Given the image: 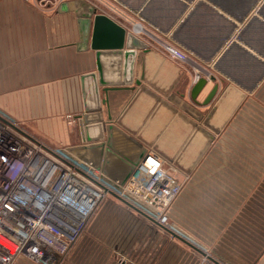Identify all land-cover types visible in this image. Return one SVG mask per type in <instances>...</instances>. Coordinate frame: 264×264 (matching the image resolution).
<instances>
[{
  "label": "crops",
  "instance_id": "1",
  "mask_svg": "<svg viewBox=\"0 0 264 264\" xmlns=\"http://www.w3.org/2000/svg\"><path fill=\"white\" fill-rule=\"evenodd\" d=\"M66 1L0 0V110L56 147L80 143L81 76L97 73L91 26L87 47L78 49L77 17L56 11ZM85 1L129 30L131 22L114 12L120 7L189 57L177 62L155 49L143 60L147 82L166 91L179 78L170 62L184 72L173 92L190 103L195 77L212 75L219 84L213 102L194 105L204 115L229 84L245 97L190 173L176 169L188 181L170 215L175 233L108 198L63 264H264V0ZM109 99L113 109L121 95Z\"/></svg>",
  "mask_w": 264,
  "mask_h": 264
},
{
  "label": "water",
  "instance_id": "2",
  "mask_svg": "<svg viewBox=\"0 0 264 264\" xmlns=\"http://www.w3.org/2000/svg\"><path fill=\"white\" fill-rule=\"evenodd\" d=\"M56 11L73 12L77 17L81 37L78 49L87 47L91 26L89 48L95 52L97 67V73L81 76L84 108L77 117L80 143L62 151L90 171H99L101 179L117 191L149 148L176 169L189 174L214 135L238 108L244 93L227 85L204 115L195 106L213 102L219 88L215 77H199L189 90V103L184 100L183 91L173 92L184 72L170 62L168 65L179 78L166 91L147 82L143 77V60L157 52L130 30L97 14L85 0L62 2ZM108 62L112 66L110 74L106 69ZM208 81L214 85L204 100L198 101ZM113 92L120 93L121 99L112 109L109 96ZM173 142L176 143L171 145Z\"/></svg>",
  "mask_w": 264,
  "mask_h": 264
},
{
  "label": "built area",
  "instance_id": "3",
  "mask_svg": "<svg viewBox=\"0 0 264 264\" xmlns=\"http://www.w3.org/2000/svg\"><path fill=\"white\" fill-rule=\"evenodd\" d=\"M113 8L124 16L120 7ZM129 29L169 59L189 62L186 54L140 21L133 20ZM67 119L71 123L70 115ZM64 148L46 143L0 110V264H12L17 256L37 264H60L109 197L175 233L169 211L184 182L174 176L175 167L148 150L117 191L99 171H90Z\"/></svg>",
  "mask_w": 264,
  "mask_h": 264
},
{
  "label": "rangeland",
  "instance_id": "4",
  "mask_svg": "<svg viewBox=\"0 0 264 264\" xmlns=\"http://www.w3.org/2000/svg\"><path fill=\"white\" fill-rule=\"evenodd\" d=\"M120 20H122V21H124V22H131L132 23V21L133 20H137L136 19V17L135 16H117ZM138 21V20H137ZM130 27H131V24H130ZM129 27V28H130ZM130 30V29H129ZM131 31V30H130ZM71 116V115H70ZM66 118H67V116H66ZM176 173L177 172H175L174 173V176L177 178V175H176ZM178 179V178H177ZM187 177H186V179L184 180V182H183V185H185V183H187ZM183 185H182V187H183ZM109 198H113V197H109ZM176 200V199H175ZM174 203H175V201L173 202V204H172V206H171V208H170V211H169V219H170V222H172L171 221V214H172V211H173V205H174ZM89 223H90V221H89ZM89 223H87L86 224V227H87V225L89 224ZM86 227H85V229L84 230H86ZM18 260L20 261V262H18ZM64 259H62V261H61V263L60 264H63L64 263V261H63ZM12 264H36V262L35 261H33L32 259H30V258H26V257H23V256H17L16 258H15V260L13 261V263Z\"/></svg>",
  "mask_w": 264,
  "mask_h": 264
}]
</instances>
